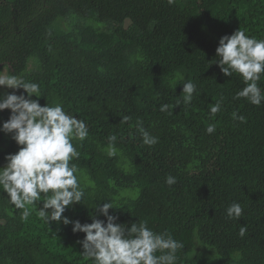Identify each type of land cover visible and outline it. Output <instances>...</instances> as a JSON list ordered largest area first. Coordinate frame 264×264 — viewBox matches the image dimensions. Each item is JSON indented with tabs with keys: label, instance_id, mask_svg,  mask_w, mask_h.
I'll return each mask as SVG.
<instances>
[{
	"label": "trees",
	"instance_id": "trees-1",
	"mask_svg": "<svg viewBox=\"0 0 264 264\" xmlns=\"http://www.w3.org/2000/svg\"><path fill=\"white\" fill-rule=\"evenodd\" d=\"M239 28L264 38V0H0V70L38 83L42 106L61 104L89 128L72 161L85 198L64 216L91 223L97 202L110 200L118 222L146 219L183 242L177 264H264V105L237 99L242 79L212 64L220 37ZM189 79L197 92L186 106ZM9 115L0 112V123ZM141 126L156 145L142 143ZM16 151L0 132V166ZM168 175L177 183L168 186ZM233 202L239 220L226 215ZM42 203L23 220L0 189V264H92L77 243L84 234L45 224Z\"/></svg>",
	"mask_w": 264,
	"mask_h": 264
},
{
	"label": "clouds",
	"instance_id": "clouds-1",
	"mask_svg": "<svg viewBox=\"0 0 264 264\" xmlns=\"http://www.w3.org/2000/svg\"><path fill=\"white\" fill-rule=\"evenodd\" d=\"M215 57L212 64L218 65L224 76L237 74L242 79L244 87L236 93L237 99L244 98L257 107L264 105V88L259 83L264 76V38L249 36L239 28L231 35L220 37ZM182 85V102L187 106L197 92V85L190 79ZM0 89L12 90L0 93V112L10 110L8 119L0 123V132L10 136L18 147L15 153L4 156L0 189L7 194L11 205L23 210V220L32 214L29 206L43 202L38 216L48 226L50 223L71 224L73 233H83L84 238L77 243L82 245V256L92 264H177L178 253L185 248L183 242L167 230H153L146 219L138 218L130 222V226L118 222L119 217L109 213L110 209H117L110 200L97 202L89 213L91 223L64 216L67 209L83 204L85 198L83 174L72 161L78 160L80 155L74 142H83L89 137L87 123L61 104L42 106L39 98L43 95L36 82L0 70ZM21 89L23 91L17 94ZM180 104L178 99L175 106ZM169 108L170 105L162 104L159 110L168 112ZM220 110L221 102L217 101L210 113L215 115ZM232 115L234 119L246 121L243 115L235 112ZM130 119V116H122L121 122L126 124ZM215 130V124H209L206 129L209 134ZM139 132L144 145L151 147L159 142L158 136L151 135L142 126ZM107 139V155L116 156L117 136L110 134ZM165 182L172 186L177 178L168 175ZM226 215L239 220L243 215L241 204L231 203ZM246 232L247 227L241 226L240 237Z\"/></svg>",
	"mask_w": 264,
	"mask_h": 264
},
{
	"label": "rangeland",
	"instance_id": "rangeland-1",
	"mask_svg": "<svg viewBox=\"0 0 264 264\" xmlns=\"http://www.w3.org/2000/svg\"><path fill=\"white\" fill-rule=\"evenodd\" d=\"M4 73H8V71L5 69L4 71H3ZM1 91H2V93L4 92V91H8V92H11L12 90L11 89H7V90H5V89H1ZM17 94H19L18 93V91H17Z\"/></svg>",
	"mask_w": 264,
	"mask_h": 264
}]
</instances>
